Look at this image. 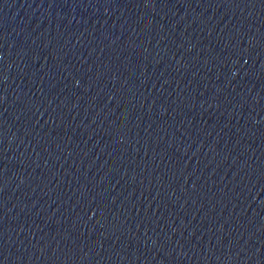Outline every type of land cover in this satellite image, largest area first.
Segmentation results:
<instances>
[{"label":"water","instance_id":"water-1","mask_svg":"<svg viewBox=\"0 0 264 264\" xmlns=\"http://www.w3.org/2000/svg\"><path fill=\"white\" fill-rule=\"evenodd\" d=\"M0 264H264V0H0Z\"/></svg>","mask_w":264,"mask_h":264}]
</instances>
